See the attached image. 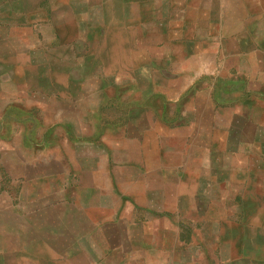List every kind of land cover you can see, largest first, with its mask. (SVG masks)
<instances>
[{
  "label": "crops",
  "instance_id": "1",
  "mask_svg": "<svg viewBox=\"0 0 264 264\" xmlns=\"http://www.w3.org/2000/svg\"><path fill=\"white\" fill-rule=\"evenodd\" d=\"M5 210L12 264H264V0H15Z\"/></svg>",
  "mask_w": 264,
  "mask_h": 264
},
{
  "label": "rangeland",
  "instance_id": "2",
  "mask_svg": "<svg viewBox=\"0 0 264 264\" xmlns=\"http://www.w3.org/2000/svg\"><path fill=\"white\" fill-rule=\"evenodd\" d=\"M13 9H15V0H0V13ZM0 217V264H12L13 258L8 250L13 243L6 241V235H11L15 227L8 223L11 219L9 211H1Z\"/></svg>",
  "mask_w": 264,
  "mask_h": 264
}]
</instances>
